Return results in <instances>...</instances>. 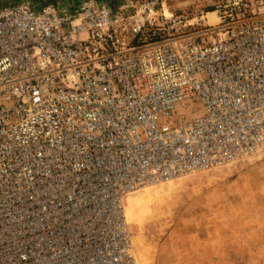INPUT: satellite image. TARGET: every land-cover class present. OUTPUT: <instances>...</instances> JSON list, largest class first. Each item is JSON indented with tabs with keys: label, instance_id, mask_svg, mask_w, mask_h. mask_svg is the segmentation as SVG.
Masks as SVG:
<instances>
[{
	"label": "built area",
	"instance_id": "obj_1",
	"mask_svg": "<svg viewBox=\"0 0 264 264\" xmlns=\"http://www.w3.org/2000/svg\"><path fill=\"white\" fill-rule=\"evenodd\" d=\"M205 1L0 5V264H138L130 192L264 150V0Z\"/></svg>",
	"mask_w": 264,
	"mask_h": 264
},
{
	"label": "rangeland",
	"instance_id": "obj_2",
	"mask_svg": "<svg viewBox=\"0 0 264 264\" xmlns=\"http://www.w3.org/2000/svg\"><path fill=\"white\" fill-rule=\"evenodd\" d=\"M205 5V0H165L164 10L185 16L179 31L196 32L207 23L200 20L202 9L211 25L219 22L216 9ZM213 11L210 19L207 12ZM178 112L179 118H190L204 111L192 98ZM126 215L138 264H264V150L141 186L127 196Z\"/></svg>",
	"mask_w": 264,
	"mask_h": 264
},
{
	"label": "trees",
	"instance_id": "obj_3",
	"mask_svg": "<svg viewBox=\"0 0 264 264\" xmlns=\"http://www.w3.org/2000/svg\"><path fill=\"white\" fill-rule=\"evenodd\" d=\"M35 4H44L46 0H33Z\"/></svg>",
	"mask_w": 264,
	"mask_h": 264
},
{
	"label": "bare ground",
	"instance_id": "obj_4",
	"mask_svg": "<svg viewBox=\"0 0 264 264\" xmlns=\"http://www.w3.org/2000/svg\"><path fill=\"white\" fill-rule=\"evenodd\" d=\"M164 1H165V0H164ZM215 12H216V11H215ZM207 13H208V14L210 13V16H209L210 19H214V17H215V16H214V14H215L214 11H213V12H207ZM132 192H133V191H132ZM130 193H131V192H130ZM130 193H129V194H130ZM129 194H128V195H129ZM128 195H127V196H128Z\"/></svg>",
	"mask_w": 264,
	"mask_h": 264
}]
</instances>
